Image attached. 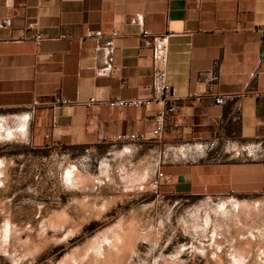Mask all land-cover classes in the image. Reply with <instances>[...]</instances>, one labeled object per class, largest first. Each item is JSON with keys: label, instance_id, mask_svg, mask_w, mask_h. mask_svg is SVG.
<instances>
[{"label": "crops", "instance_id": "crops-1", "mask_svg": "<svg viewBox=\"0 0 264 264\" xmlns=\"http://www.w3.org/2000/svg\"><path fill=\"white\" fill-rule=\"evenodd\" d=\"M144 31L167 36L168 103L111 108L104 103L152 96L154 48ZM162 109L165 144L254 150L252 160L166 171L172 190L264 189V0H0V119L21 123L33 149L128 134L155 140Z\"/></svg>", "mask_w": 264, "mask_h": 264}, {"label": "rangeland", "instance_id": "rangeland-1", "mask_svg": "<svg viewBox=\"0 0 264 264\" xmlns=\"http://www.w3.org/2000/svg\"><path fill=\"white\" fill-rule=\"evenodd\" d=\"M21 126L0 119V264H264V189L153 185L237 149L160 139L33 149Z\"/></svg>", "mask_w": 264, "mask_h": 264}, {"label": "built area", "instance_id": "built-area-1", "mask_svg": "<svg viewBox=\"0 0 264 264\" xmlns=\"http://www.w3.org/2000/svg\"><path fill=\"white\" fill-rule=\"evenodd\" d=\"M101 32H88V38L101 37ZM143 37L150 39L154 48V65H153V75H152V96L149 99L140 100H112L104 103L111 108H151L154 104H160L166 106L169 100V90L168 85V74L167 67L169 61V51H168V41L167 36H153L150 33L144 31ZM112 37H117V34H112ZM37 41L40 43L42 41V36H37ZM216 104L222 105L224 103V98L219 96L215 99ZM56 105L67 104L60 99H56ZM95 100H90L88 106L95 105ZM166 113L162 109L157 112L155 119V138L161 139L163 136V131L165 127ZM149 139L145 135L141 134H128V135H117L106 139L107 144H129V143H145ZM170 180L164 173H159L153 183L157 188L163 181L168 182Z\"/></svg>", "mask_w": 264, "mask_h": 264}]
</instances>
